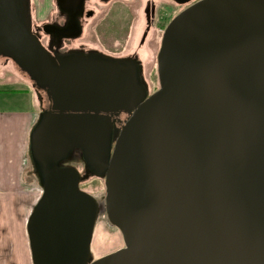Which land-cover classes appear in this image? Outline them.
Returning <instances> with one entry per match:
<instances>
[{
  "label": "water",
  "instance_id": "obj_1",
  "mask_svg": "<svg viewBox=\"0 0 264 264\" xmlns=\"http://www.w3.org/2000/svg\"><path fill=\"white\" fill-rule=\"evenodd\" d=\"M29 3L0 0V56L50 102L28 136L41 189L31 264H264V0H197L174 16L150 95L136 61L45 49ZM118 112L112 143L105 114ZM73 151L103 178L102 205L64 165ZM101 211L123 248L92 260Z\"/></svg>",
  "mask_w": 264,
  "mask_h": 264
},
{
  "label": "rangeland",
  "instance_id": "obj_2",
  "mask_svg": "<svg viewBox=\"0 0 264 264\" xmlns=\"http://www.w3.org/2000/svg\"><path fill=\"white\" fill-rule=\"evenodd\" d=\"M149 0H121L120 3L128 6L133 16V20L129 24V18L126 19L125 13L119 17H110L106 22H103L101 27L95 33L101 41H106L109 44L113 38L114 53L117 56H125L126 54H136L142 62L143 66V84L146 91L152 94L158 89V80L156 73L155 56L159 49L162 30L158 26V21L162 22V27L165 26L167 21L171 20L179 12L185 9L189 4L182 6H174L167 0H150L158 7L157 28L149 30L142 46H139V40L143 34L144 21H143V8L145 3ZM30 17L32 26L41 25L46 21L48 14L54 10L53 0H30ZM94 10L96 18L90 20L83 28V37L78 43H89L87 41L88 34H91V28L96 23V20L104 13L108 6L99 5L97 2H90L87 5ZM122 8V6H120ZM171 18V19H170ZM129 29V31H128ZM165 29V28H164ZM127 33L126 36L124 34ZM98 33V34H97ZM31 82L18 70L11 60H4L0 58V99H11L14 96H22L16 93L17 87L21 86L20 83ZM25 87V86H24ZM23 87V89H25ZM29 88V87H27ZM34 89V88H33ZM41 94V93H40ZM41 96V95H40ZM43 96V95H42ZM19 106H14L10 103H0V113L9 114ZM46 108V102L41 105L42 112ZM79 155V154H78ZM66 166L75 168L78 172H84V163L81 157L76 161L64 163ZM28 166V172H29ZM86 177V176H85ZM83 178L80 189L91 195L98 204L104 203L105 188L103 179L99 177L88 176ZM30 213V208L26 213L19 215L20 220V238L11 239L5 243L4 248H0V264H31L30 253L28 248V240L26 235L25 223ZM123 248V242L119 231L111 226L104 211L98 214L90 245L91 259L96 260L105 255L111 254ZM23 260V261H22Z\"/></svg>",
  "mask_w": 264,
  "mask_h": 264
},
{
  "label": "flooded vegetation",
  "instance_id": "obj_3",
  "mask_svg": "<svg viewBox=\"0 0 264 264\" xmlns=\"http://www.w3.org/2000/svg\"><path fill=\"white\" fill-rule=\"evenodd\" d=\"M53 1H54V10L50 14H48L46 21L40 26L39 25L35 27L32 26L33 32L38 37L41 45L45 49L49 50L50 52L61 53V54L68 52H80L83 54H99L108 57L110 59L133 60L136 61L140 67V80L141 82L143 81L142 62L136 54H126L125 56H117V54L114 53L115 50L113 48V43L115 38H113L111 42H109L108 44L106 43L105 40L101 41L99 37L95 34L99 29V27H101L102 23L106 22L110 17L112 18L119 17L121 14L125 13L126 19L129 18L130 21L129 24H130L131 21L133 20V16L128 6L120 3L119 1L121 0H108V1L53 0ZM161 1L162 0H160V3ZM167 1L171 2L174 6H182L186 4H191L197 0H192L191 2H186V3H181L179 2L180 0H167ZM90 2H97L99 5H104L108 7L105 9L104 13L100 16V18L96 20V23L92 26L91 34L89 33L87 37V41L89 43L87 44L78 43V41L81 40V38L83 37L84 26H86L90 20L96 18V14H94V10L87 6L88 3ZM120 6H122V8ZM28 13L30 15V6ZM142 13H143L145 30L140 37L139 46L143 45V42L146 38L148 31L152 30V28H157L156 27L157 24H155V22L158 21L157 20L158 7L156 6V4L152 3L149 0L145 3ZM169 22L170 20L167 21L165 26L162 27L163 25L162 22L158 21L159 23L158 26L160 27V30H162V33L164 28L167 26ZM128 31L124 34V36L127 35ZM0 58H3L4 60L7 61L9 60L1 56ZM155 63H156V56H155ZM42 93L40 94L41 105H43V102H46V108L42 110L44 111L49 108L50 102L48 101L47 97H45ZM147 95L150 94L147 92ZM105 115L111 117L113 129L115 130L114 132L117 133L120 130L121 126L128 119V114L124 112H118L116 115L113 113L112 114L106 113ZM113 142H114V138L112 143ZM79 157H81L80 151H73L68 155V159L66 160V162H71V161L73 162L75 160L77 161ZM83 170H84L83 174L79 172V176H80L79 189H80V184L85 176L87 178H89L90 176L93 177L95 176L91 171H89L85 167V165Z\"/></svg>",
  "mask_w": 264,
  "mask_h": 264
},
{
  "label": "crops",
  "instance_id": "obj_4",
  "mask_svg": "<svg viewBox=\"0 0 264 264\" xmlns=\"http://www.w3.org/2000/svg\"><path fill=\"white\" fill-rule=\"evenodd\" d=\"M20 85L16 93L22 96L0 99V103L19 106L9 114L0 113V248L20 238L19 215L27 208L31 213L41 195L27 153L28 136L41 110L40 94L27 82Z\"/></svg>",
  "mask_w": 264,
  "mask_h": 264
},
{
  "label": "trees",
  "instance_id": "obj_5",
  "mask_svg": "<svg viewBox=\"0 0 264 264\" xmlns=\"http://www.w3.org/2000/svg\"><path fill=\"white\" fill-rule=\"evenodd\" d=\"M16 66V65H15ZM18 68V67H17ZM18 70H19V68H18ZM20 71V70H19ZM21 72V71H20ZM28 80H29V78H28V76L26 75V74H24L23 72H21ZM30 81V80H29ZM31 82V81H30ZM31 85L33 86V88H34V90H36L39 94L40 93H42L44 96H45V93H44V90H39V89H37L35 86H34V84H33V82H31ZM46 97V96H45ZM117 136V132H114L113 131V138H115Z\"/></svg>",
  "mask_w": 264,
  "mask_h": 264
}]
</instances>
